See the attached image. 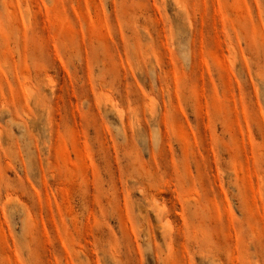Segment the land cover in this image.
Segmentation results:
<instances>
[{"label": "rangeland", "instance_id": "1", "mask_svg": "<svg viewBox=\"0 0 264 264\" xmlns=\"http://www.w3.org/2000/svg\"><path fill=\"white\" fill-rule=\"evenodd\" d=\"M0 264H264V0H0Z\"/></svg>", "mask_w": 264, "mask_h": 264}]
</instances>
